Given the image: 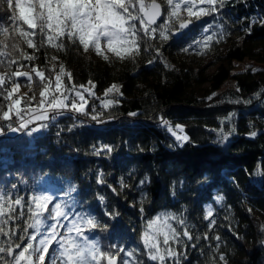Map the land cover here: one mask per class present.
<instances>
[{"label": "trees", "instance_id": "trees-1", "mask_svg": "<svg viewBox=\"0 0 264 264\" xmlns=\"http://www.w3.org/2000/svg\"><path fill=\"white\" fill-rule=\"evenodd\" d=\"M217 8L199 20L192 18L187 28L178 30L179 37L173 35L177 29L167 41L145 37L140 54L104 61L67 40L62 51L47 45L28 48L12 31L9 17L18 15L15 3L10 8L0 0V27L11 33L0 32V50L7 53L0 56V74H7L0 87V113L7 110L10 101L4 97L14 83L20 88L13 95L21 100L17 121L12 120L14 114L0 120V193L8 201H27L42 177L55 180L62 192L73 187L77 208L89 209L107 225L104 231L94 230L106 250H138L131 264L137 256L154 264L141 254L140 234L146 221L164 210L182 213L191 235L199 237L177 245L182 250L180 264H264V70L230 76L235 60L264 64V0H225ZM16 23L27 29L22 21ZM214 26L218 33L207 49L209 62L189 58L183 51L189 39ZM14 43L19 50L12 48ZM21 51L34 59H24ZM53 56L58 60L52 61ZM61 63L72 74L71 82L64 77L67 88L94 85L96 95H90L85 106L90 114L63 110L52 120L53 112L45 105L49 119L38 130L28 119L42 111L41 81L35 73L29 81L12 72L36 67L54 84ZM229 78L234 86L219 91ZM113 84L119 93L100 98ZM67 94L75 98L73 92ZM104 99L117 102L105 109ZM161 118L170 126H183L190 142L177 144ZM22 121L26 128H20ZM103 146L112 151L97 154ZM98 177L104 183L98 184ZM216 195L223 197L221 205ZM207 203L214 207L211 229L205 219ZM11 207V219L7 203L6 215L0 217V228L8 233H0V247L14 252L17 244L25 245L31 219L23 207ZM105 211L118 215L110 219ZM10 260L7 252H0V264Z\"/></svg>", "mask_w": 264, "mask_h": 264}, {"label": "snow or ice", "instance_id": "snow-or-ice-1", "mask_svg": "<svg viewBox=\"0 0 264 264\" xmlns=\"http://www.w3.org/2000/svg\"><path fill=\"white\" fill-rule=\"evenodd\" d=\"M6 3L11 8L13 0H6ZM224 3L225 0H163V4L157 0H15V9L18 15L10 16L9 20L12 21V31L19 34L28 48L39 50L41 46L47 45L57 51H62L66 50L65 40H67L71 45L82 48L85 53L94 51L104 61H110L109 54L117 59L126 60L140 54L141 42L145 37L167 41L170 34L168 25L174 20L179 22L180 29H185L193 22L192 18L199 20L202 16L218 11L217 5ZM181 13H186L189 19H183ZM17 20L22 21L23 25H27V29L17 24ZM261 23H264V20ZM204 31L207 32L209 29L206 28ZM0 32L9 33V28L0 27ZM155 33H158V37L153 35ZM213 35L204 37L198 43H201L204 48H208L213 40ZM36 37L39 39L37 40ZM3 47H7V44H4ZM12 48L19 50L15 43ZM147 50V48L143 49V51ZM183 51L187 52L188 49H183ZM156 54L160 55L159 49H156ZM5 55L7 53L0 50V56ZM21 55L29 61L34 59L33 55L23 51H21ZM51 60L57 61L58 58L53 56ZM11 63H16V61L13 60ZM151 63L152 61H149V64ZM31 73H35L42 85L39 93L42 99L38 105L42 111L35 116L36 120L49 119L44 111L45 105L53 112L50 117L52 120H55L56 114H61L63 110H71L85 116L90 114L85 109L84 96L76 90V86H73L72 89L66 87L64 77L67 76V80L71 82L72 74L66 71L62 63L59 66V71L55 73L54 84L43 71L36 67L31 68L30 72L17 69L12 72V76L26 77L31 81L33 79ZM6 77L7 74H0V87H4L6 84ZM79 87L84 88L83 85ZM19 88L20 85L14 83L11 90L7 91L4 99L9 100L10 103L7 105V110L0 113V120H9L10 114L20 118L21 100L13 99V94ZM85 91L92 95L90 89H85ZM113 91L119 93V86L111 85L105 90V96L107 97ZM49 92L52 93L51 96H49ZM68 92H73L75 98L70 97ZM116 102L114 99H104L101 106L108 109ZM14 109L15 112H13ZM131 115H135V113H131ZM91 118L95 120L97 116L93 115ZM161 120L162 127H165L175 138L177 144L183 145L190 142L189 137L184 134L183 126L175 125L173 127L163 118ZM44 126L41 125V127ZM26 127L27 122L20 124L21 129ZM12 131H17V129L12 128ZM31 131L35 132L37 129L33 128ZM251 135L255 136L256 133L253 132ZM223 139H227L226 134ZM99 151L111 152L112 149L109 146H103L97 150V154ZM97 183L102 184L104 181L98 177ZM99 199L103 201L104 198L99 197ZM222 199L223 197H218L217 202L219 203ZM0 201H4L0 203V217L6 215L5 203L8 204L9 219L12 218L11 213L14 211L11 207L12 204L27 207V211L34 221L28 225L29 228L38 229V226L46 224L49 220L56 222L46 225L49 231L47 238L40 241L43 247H33L29 241L25 242V246L15 254L11 247L7 249L0 247V252H7L8 255L13 256L15 264H22V262L24 264H37V262L38 264H47L45 254L49 253V246L53 241H57L58 235L60 237L57 241L59 264H130V259H122L120 253L123 252L125 257L131 258L138 252L137 249L132 251L126 249L106 250L100 240L92 237L89 233L96 229L104 231L107 229V225L101 224L96 216L87 211L76 212L72 204L54 203L53 196L39 193L27 201H24L23 198L8 201L4 194L0 193ZM50 204L51 207H49ZM104 215L114 219L118 214L113 211H105ZM70 216L73 217L70 224L59 225L61 219H68ZM205 219L208 220V227L211 229L215 220L210 207L205 210ZM58 226L67 231L58 234L56 231ZM0 233L8 235L2 228H0ZM35 238L32 236L30 240H35ZM184 238H187L188 241L199 239V237L194 238L191 235V228L186 223L183 214L161 213L147 220L141 231L140 241L143 246L141 254L146 255L147 260L154 264H180L181 253L174 249L172 244L179 245ZM204 238L209 239L207 234ZM216 239L219 240L220 237L217 236ZM16 247L21 248V245L17 244ZM30 250L31 254H29ZM220 260H224L223 255L220 256ZM132 264H145V261L137 256Z\"/></svg>", "mask_w": 264, "mask_h": 264}, {"label": "rangeland", "instance_id": "rangeland-1", "mask_svg": "<svg viewBox=\"0 0 264 264\" xmlns=\"http://www.w3.org/2000/svg\"><path fill=\"white\" fill-rule=\"evenodd\" d=\"M13 2L15 3V0H13ZM181 17L185 18V20L189 19V17H187L186 13H181ZM175 22L176 21L174 20L173 23L168 25V28L170 29V32L172 30H174V29H177V30H180V31L183 30V29H180L179 26L175 28V26H174ZM206 28L209 29V31L205 32L204 30ZM217 33H218V28L216 26H214L213 28H208V27L202 28L201 31L197 35H195L193 37V39H189L190 41L187 42L186 48L188 49V51L186 52V55L189 58H196V59H201L204 62H209V53L207 51V49L209 47L208 48H204L203 45L201 43H198V42L202 41L204 37H206L208 35H213V34H214L213 35V39H214ZM153 35H156L158 37V33H155ZM158 40H160V39L157 38L156 41H158ZM89 52L91 53V55L95 59H99V60L102 59L99 56H97L94 51H89ZM109 56L115 58L114 56H111V54H109ZM212 68L213 67H210V70H212ZM246 69H251V70H261V69H263L264 70V64L259 63V62L254 61V60H251V59H248V58H245L242 61H236L235 60V61H233V69L230 72V76H232L233 74H235V73H237L239 71H243V70H246ZM233 86H234V81H233L232 78H229L228 80H226L224 82V84L221 86L219 91L226 90L227 88H231ZM6 88L7 87H5V89ZM85 89H90L91 90V92H92L91 96H93V95L95 96L96 95V91H95L94 87L92 85H89V84L84 86V88H80L79 90H77L84 96V99H85L86 104H87V101H88L90 95H89V93L87 91H85ZM112 93H109V94H112ZM103 95H105V94H100V98H103ZM77 102L79 103V101H77ZM39 114L40 113L35 114V115L32 114V117H30L28 119L30 122L36 123L38 130H40L42 128L41 125H42V122H43L41 120H36L35 119V116H37ZM24 122L25 121H22V123H24ZM61 189L62 188L57 184V182L55 180H51V178H49V177H47V178L42 177L38 181L37 188L34 189V192L31 195V197L33 195H35V194L44 193V194L53 196L54 197V203L72 204V205H74V210L76 212L87 211L88 213L93 215V213L89 209H78L77 208L76 204L74 203V202H76V199L74 198L73 187L64 188L63 192L61 191ZM31 197H30V199H31ZM218 197H220V196L219 195L215 196V202H216L217 205H221L222 201H220L219 203L217 202ZM51 206L52 205L50 204L49 207H51ZM209 207L211 208L212 213H213L214 207H213V205L211 203H207L205 205V210L208 209ZM23 210L29 215V217L31 219V223H33L34 222L33 218H31L30 214L28 213L27 207H23ZM161 213H173V214H176V215H180V213L176 212V211L174 212V211H165L164 210V211L158 212L153 217H155V216H157V215H159ZM72 219H73V217H71V216L68 219H61L59 221V225L70 224ZM52 223H56V222L52 221V220H49V221L46 222V224H42V225L38 226V229L31 228V232L30 231L28 232L27 241L26 242L30 241L32 243L33 247H43L40 244V241L47 238V232L49 230L47 229L46 225L47 224H52ZM56 231L59 234V233H64L67 230L65 228L61 227V226H58L56 228ZM89 235H91L94 238H98L96 236L95 231L89 233ZM32 236L36 237L35 240H30V238ZM59 239H60V237L58 235L57 236V241ZM185 239L186 238H184L183 241H185ZM57 241H53V243L49 246V253L45 254L46 257H47V264H59L58 243H57ZM23 247L16 248L15 251H14V254L18 253ZM172 247L174 249H176L178 252H182V250L180 249L179 246H177V244L173 243ZM29 254H31V250H30ZM123 259H130V258L124 256ZM34 260H35V257H34ZM10 264H15L13 256H11ZM22 264H24V262H22ZM37 264H38V262H37ZM130 264H131V260H130Z\"/></svg>", "mask_w": 264, "mask_h": 264}, {"label": "built area", "instance_id": "built-area-1", "mask_svg": "<svg viewBox=\"0 0 264 264\" xmlns=\"http://www.w3.org/2000/svg\"><path fill=\"white\" fill-rule=\"evenodd\" d=\"M17 97H18V95L17 94H15V95H13V99H17ZM24 111V113H27L28 111L27 110H23ZM17 117L16 116H12V120H14V121H17ZM165 120V119H164ZM166 121H168V120H166Z\"/></svg>", "mask_w": 264, "mask_h": 264}, {"label": "water", "instance_id": "water-1", "mask_svg": "<svg viewBox=\"0 0 264 264\" xmlns=\"http://www.w3.org/2000/svg\"><path fill=\"white\" fill-rule=\"evenodd\" d=\"M157 2L161 3L159 0H157ZM158 22H159V21H158ZM173 35H174L175 37H179V36L181 35V32L178 31V30H176V31L173 32Z\"/></svg>", "mask_w": 264, "mask_h": 264}]
</instances>
